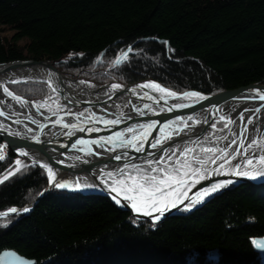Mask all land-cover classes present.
Listing matches in <instances>:
<instances>
[{"label":"trees","instance_id":"trees-1","mask_svg":"<svg viewBox=\"0 0 264 264\" xmlns=\"http://www.w3.org/2000/svg\"><path fill=\"white\" fill-rule=\"evenodd\" d=\"M0 26L13 32L0 33V62L60 59L70 76L150 78L178 92L264 84V0H0ZM8 87L28 100L59 98L44 82ZM4 147L0 213L32 203L49 183L31 162L5 180L17 156ZM133 220L104 196L53 189L29 212L0 218V252L37 264H262L252 242L264 236V185L229 184L157 225Z\"/></svg>","mask_w":264,"mask_h":264},{"label":"water","instance_id":"water-1","mask_svg":"<svg viewBox=\"0 0 264 264\" xmlns=\"http://www.w3.org/2000/svg\"><path fill=\"white\" fill-rule=\"evenodd\" d=\"M158 40L157 38H143L141 40ZM135 43L129 45L119 56H123L124 52L129 49V47H133ZM58 60H33V59H21V60H12L8 62H0V72L5 73L7 71H13V69H25L29 70V74L25 77L19 78L16 81H39L44 82L48 85L49 79L53 86L58 88V92H55L60 98V104L64 110L56 113L55 119H48L38 123V127L36 130H24L11 128V127H3L6 130L0 131V140L4 142L8 149L12 151L18 157L29 158L27 155H22L24 151L31 150L34 153H37L42 156L43 162H38L36 160L31 159V162H35L39 165H44L45 167H51L54 171L59 172L64 175V178L71 179L74 181L75 185L73 189H75L77 182L80 177L86 175L94 184V187L97 188L95 191L89 190H72L76 192H80L82 194H96L101 195L109 199V201L116 206L117 208L127 211L130 213L131 217L140 221H148L150 222L153 217H145L142 213H135L131 207L122 208L121 206L116 205V203L111 199V196L105 192L104 184L102 183L103 173L113 172L117 169L122 168L124 165H147L145 163L148 159H153L151 156H147L146 153L152 152L156 154V157L163 155L164 153L158 149H152L149 147L148 143L144 144L145 151L137 152L131 147H115V150H109L113 148V145L104 144V147H99L96 144L91 143L93 138H89L82 131L78 132L73 128H65L63 124H69L65 122L63 119L66 117H84L87 116L89 119L94 118L97 115V111H106L104 113H110L107 110H114V115L123 114L120 116V123L116 125H112L108 130L105 131L104 138L114 136V134L122 127H127L129 129L131 125L138 124H147L149 122H159L156 125L155 129L151 130V135L148 137V141L151 142L153 137H159L161 135L167 136L169 131L172 132L170 138H167L164 143H162L161 147L164 149H171L177 144H190L195 145L200 142L206 135V132L213 128L214 121L216 119H220L221 116L225 114L226 111L229 110V107L238 101H247L252 99V92L249 90H261V94H264V84L262 83H249L244 86H239L233 89H220L215 90L213 92L205 93L198 90L188 89L182 92L175 91L170 89L160 82L154 79H142L130 82L128 84L121 83L117 80L108 81L102 84H98L92 80L86 79L84 77L79 76H70L65 74L61 69L56 66ZM115 61V60H114ZM30 70H34L36 72H31ZM15 80V79H14ZM13 80H4L5 86L8 87V84ZM89 82L96 85L99 89L107 87L110 84H118L120 88L114 90V92L98 95L96 98H87L81 90L75 88V85L79 82ZM147 82H151L154 84H159L161 87L165 88L169 92H175L177 94L176 99L183 98L184 93L195 92L198 93V97H192L187 101H177L174 98L169 97L167 103L164 101H160L156 103L154 99H149L144 96H138L136 93L138 92H148L152 97H159L156 93L149 89H144L138 87L139 85L146 84ZM51 88V87H50ZM8 89L16 96L15 92H13L9 87ZM52 89V88H51ZM135 89V92L131 91ZM98 91V90H97ZM23 101H32L28 100L22 96ZM127 98L125 103H122L120 99ZM200 97H204L200 99ZM118 100V101H117ZM176 100V101H174ZM258 100L260 104H264V101ZM148 104L154 106L161 110L162 108L165 111L161 112H153L151 113L148 109L144 108V105ZM172 105H187V107L183 108H174L172 111H167V109ZM109 107V108H108ZM107 109V110H105ZM257 109V107H255ZM137 110L144 111V115H140ZM83 113V115H80ZM191 116L192 120H188L187 118ZM198 118H202L200 122V126L194 129V126L197 124ZM57 119H61V124H56L55 121ZM176 121H184L185 127H192L193 130H188L182 132L178 126H173L172 123ZM192 122L189 124V122ZM101 126L104 125L102 123H97ZM70 125V124H69ZM164 125H170L165 129L163 134L158 133L157 129ZM187 125V126H186ZM63 127L66 130L62 133H58L54 135L51 131L52 128ZM78 126V125H77ZM79 127V126H78ZM77 127V129H78ZM90 128V126H89ZM190 128V129H192ZM91 129V128H90ZM73 132V135L69 136V132ZM76 130V131H75ZM91 132V131H89ZM53 134V135H52ZM133 134V133H129ZM131 136H125V138L130 139ZM237 138V137H236ZM85 141L86 144H77V141ZM76 145L73 147V145ZM124 153H127V156H124ZM120 155L121 159H114L115 156ZM178 157V156H177ZM176 157V158H177ZM103 170V171H102ZM236 178V177H235ZM231 176L226 177H215L208 178L200 181L199 183H195L188 193V197H192L194 194L198 193L204 187L214 184L217 182H222L226 180H234L235 183L233 185H241V184H251V185H263L264 183H257L256 181H252L246 178H237L235 179ZM80 182V181H79ZM53 190L52 188H48V186L42 191V193L34 200L32 203L17 209L18 213H22V209L28 207L31 209L44 195L45 193ZM70 191V190H66ZM115 195V193H112ZM122 203H127L123 201L121 197ZM189 201L185 199L184 202L177 205L181 207L185 202ZM9 214L11 213L9 210L4 211ZM3 213V212H2ZM178 213L177 208H171V210H166L164 212V216L155 222V225L159 224L166 218L173 216ZM159 215V213H153V216ZM1 218V217H0ZM262 241L263 237H255L253 241ZM253 248L255 251L259 252L261 255V262L264 264V251H261L256 248L253 244ZM216 255V253H214ZM0 264H37L34 259L27 258L13 249H4L0 252Z\"/></svg>","mask_w":264,"mask_h":264},{"label":"snow or ice","instance_id":"snow-or-ice-1","mask_svg":"<svg viewBox=\"0 0 264 264\" xmlns=\"http://www.w3.org/2000/svg\"><path fill=\"white\" fill-rule=\"evenodd\" d=\"M154 39V38H153ZM162 43L167 44V41H163ZM132 49L129 47L127 51L124 52L123 56H117L114 61V67H119L125 61L128 60V53L131 52ZM174 51V50H173ZM83 55V54H80ZM20 81L13 80L11 83H19ZM83 83V81L81 82ZM48 86L52 88L53 92H58V88L52 85L50 79L48 82ZM2 87V91L11 99L17 101L18 103L24 104L25 101L22 100L21 97L14 95L6 86ZM120 85L113 84L112 89H118ZM138 87L144 89H151L154 92H159L161 94L166 93V95H160L159 97H152L149 95L148 92H144L143 96L149 99H154L156 103L160 101H164L167 103L169 97L171 98H178L175 92H168L165 88L161 87L159 84H152L147 83L143 85H139ZM131 91L135 92V89ZM252 92V99H259L260 101H264V94H261V90H249ZM199 94L195 92L191 93H184L183 98H190V97H198ZM204 97H200L203 99ZM38 108H45L47 107L46 104L42 103L36 105ZM187 107V105H172L170 106L167 111H172L174 108H183ZM264 107V105H261ZM145 109L151 111V105L145 104ZM140 115H144V111L137 110ZM161 112L165 111V109H161ZM248 111V109H245ZM260 108L255 109V112H259ZM4 112L0 111V116H3ZM55 115V112L53 113ZM80 115H83L81 113ZM123 115V114H121ZM241 120L244 119L243 112L240 114ZM188 120H192V117L189 116ZM220 119L223 121L225 117L221 116ZM36 121H33L35 123ZM96 122H102L105 126L109 125H116L120 123V120H97ZM56 124H61V119H57L55 121ZM159 122H149L147 124H141L137 128L130 127L127 129L128 132L133 133L130 139L125 138L124 134L115 133L114 136H110L107 138L101 137L99 140H94L91 143L96 144L99 147H104V144L113 145L112 149L115 150V147H131L137 152H144V144L148 143L149 147L152 149H158L162 151L164 154L156 157L155 153L148 152L146 153L147 156L153 157V159H148L145 161L147 164V168H142L137 165H124L122 168L117 169L113 172H106L103 173L102 183L104 184V191L107 192L111 199L116 203V205L121 206L122 208L131 207V209L135 213H142L145 217H153L150 223L155 225L156 221H159L163 216L166 210H171V208H177L178 211H185L191 210V208L199 203L203 202V198L205 196H210L211 194L218 192L221 188L227 186L228 184L235 183L234 180H226L222 182H217L209 187L203 189L202 191L194 194L192 197H188L187 192L190 190L191 186H194L195 183H199L200 179L210 178L211 175H227V171H222L224 169L225 163L230 164L231 159H236V156L243 157L241 161H238L235 165H231L229 171L233 174L243 175L245 177H249L256 181L257 183H264V155H259L260 152L264 151V139L261 141H257L256 139L251 140L247 146H245L244 140H241L239 146L234 150L233 156L229 160H225L224 163L220 164L217 169L214 171H209L206 167H204L209 160L212 163H215L218 159H223L224 157L228 156L227 150H223L220 156L213 155L208 157V159H204L202 157H193L192 161L189 160H181L177 157L173 160V157L176 156V151L171 149H164L161 147L162 143L165 142L167 138H170L172 132L169 131L167 136H159L153 137L152 141H148V137L151 135V130L156 128V125ZM175 123V121L173 122ZM229 123H233V121L229 120L228 123L224 125L225 128L228 127ZM248 124L252 123V119L249 117ZM187 126V125H186ZM65 128H73L76 129L78 126L76 124H63ZM170 127V125H164L157 129L158 133L163 134L165 129ZM215 127V124H213ZM6 130L2 126H0V131ZM101 129H84L80 128V131H100ZM31 131V129H29ZM247 126H245L244 133H247ZM69 136L73 135L72 132L68 133ZM246 138V135H245ZM225 139H227L225 137ZM85 141H77V144H86ZM237 141L233 139L229 147L232 144H236ZM76 145L74 144L73 147ZM243 149V152H241ZM251 150V154H250ZM193 151L192 149H184L181 151V156L186 155L188 152ZM205 152L216 153L215 148L210 149H203ZM22 155H27V153H21ZM124 156H127V153H124ZM257 156L258 158L255 160L253 157ZM5 157L3 154H0V161L4 160ZM116 160H120L121 156L117 155L114 157ZM35 163V162H34ZM15 164L22 167H27V165H21V161L17 159ZM156 165V166H154ZM162 165V166H161ZM258 165V167H257ZM251 166L250 170H245V168ZM40 167H45L44 165H40ZM237 169H240L239 172H236ZM16 172L20 171V167H17ZM103 171V170H102ZM255 172V175L251 173ZM14 173H9L12 175ZM47 176L49 180V185L52 189H62V190H82V188H92L93 185L84 184L81 185L80 182H77L75 189H73L72 185L56 180V172L51 168H47ZM190 177H199L196 179L194 183L190 186L189 185V178ZM4 179H8V176H5ZM3 181H0L2 183ZM183 190V191H181ZM115 193V195H112ZM121 197L123 201L127 203H122ZM197 197L200 199L197 200ZM183 199H188L189 203L184 205L183 208L178 207V203H182ZM11 213H17L18 210L16 208H11L9 210ZM30 209L25 207L22 209V213L29 212ZM159 213V215L153 216V213ZM8 212L0 213V217H7ZM134 223L137 222V219L133 220ZM0 227H7L6 223H0ZM257 249L264 251V240L262 241H253L252 242ZM218 257L215 255H209L207 259L215 260ZM189 260H194L195 255L188 258Z\"/></svg>","mask_w":264,"mask_h":264},{"label":"bare ground","instance_id":"bare-ground-1","mask_svg":"<svg viewBox=\"0 0 264 264\" xmlns=\"http://www.w3.org/2000/svg\"><path fill=\"white\" fill-rule=\"evenodd\" d=\"M122 53V52H121ZM31 72H36L34 70H30ZM29 70H25V69H13V71H7L5 73H1L0 72V86H5V82L4 80H17L19 78L25 77L29 74ZM26 82V81H23ZM21 83V82H19ZM147 83H151V82H147ZM146 83V84H147ZM154 84V83H152ZM112 85L110 84L107 87L104 88H98L96 85L89 83V82H84V83H77V85H75V88L78 90H81L84 95L87 98H96V96L98 95H105L111 92H114V90L117 89H112ZM120 88V87H119ZM118 88V89H119ZM98 90V91H97ZM151 90V89H149ZM13 91V90H12ZM152 91V90H151ZM154 92V91H153ZM169 92V91H168ZM157 95H166V93L161 94L159 92H154ZM138 96H143V93L140 91L138 93H136ZM18 95V94H17ZM21 96V95H19ZM23 97V96H22ZM190 98H179L176 99L177 101H187ZM126 97L123 99H120L122 103L126 102ZM174 100V101H176ZM118 101V100H117ZM26 103L21 104L18 103L17 101L11 99L10 97H8L6 94L3 93L2 91V87H0V111L4 112L3 116H0V126L3 127H11V128H16V129H21L22 131L26 130V129H31V130H36L38 127V123L44 121V120H48V119H55L56 114L53 115L51 113H48L47 111H43L40 108H38L36 105V102H32V101H25ZM261 105L264 104H260V102L258 100H247V101H238V102H234L230 107L229 110L225 112V114L223 115V117H225L224 120L226 121H233V123H229L227 128H223L220 130L215 129L214 127L209 129L206 132L205 137L198 142L195 145H190V144H177L175 145L172 150L176 151V156L173 157V160L176 159V157L178 156L179 158H183L181 160H185L188 158H193V157H202L204 159H208V157H211L213 155L216 156H220L221 152L220 149L227 147L228 149V158L227 160H229L233 154H234V150L239 146V143L241 140H244L245 146H247V144L253 140L256 139L257 141H261L262 139H264V107H261ZM255 107L260 108V111L257 113L255 112ZM109 108V107H108ZM245 109H248V111H245ZM107 110V109H105ZM114 110H117V108H115ZM112 109L107 110L108 113H104L102 111H97V115L92 118L89 119L87 116L84 117H66L63 120L67 123L71 124H76L78 125V129L76 128V130L78 132H80V128H84V129H101L100 131H82L84 133V135L87 134V136L90 138H93V140H99L101 137L104 136L105 131L108 130L112 125L109 126H105V125H100L97 123H102V122H96L97 120H117L120 119L121 114H117L114 115L113 112H115ZM160 110L154 106H151V113L153 112H159ZM243 112L244 114V119L241 120L240 118V114ZM249 117L252 119V123L248 124L247 121L249 119ZM202 118H198L197 124L194 126V129L198 128L200 126V122H201ZM33 121H36L35 123H33ZM103 124V123H102ZM139 125L141 124H134L131 125L132 128H137ZM173 126H178V128L184 132V131H188V130H193L192 127H185L184 126V121H176L175 123H172ZM90 126V128H89ZM245 126H247V133L246 138L245 135H242V133H244V129ZM192 128V129H190ZM53 129V128H52ZM66 129L65 128H59L57 130H53L51 131L54 135L58 134V133H62L64 132ZM75 130V131H76ZM252 131V132H251ZM71 132L73 133L74 131L71 130ZM123 133L124 136H131L133 134H129L130 132L127 131V127H122L120 128L116 133ZM86 133V134H85ZM52 134V135H53ZM225 137L227 139H225ZM237 137V138H236ZM235 139L237 141L236 144H232L231 147H229V145L231 144V141ZM215 147L216 148V153H210V152H205L203 151V149H205L206 147ZM184 149H192L193 151L188 152L184 157L181 156V151H183ZM219 149V150H218ZM241 152H243V149H241ZM24 153H27V156L29 157V159H33L36 160L38 162H43V158L41 155L32 152L31 150L29 151H24ZM250 154H251V150H250ZM259 155H264V151L260 152ZM257 157V156H254ZM18 158V156H17ZM20 158V157H19ZM226 157H224L223 159H225ZM258 158V157H257ZM223 159H218L215 161V163H212L210 160L209 162L204 166L206 167L209 171H214L215 169H217L219 167L220 164L223 163ZM241 159H244L243 157L240 156H236V159H231L230 164L225 163L224 169L222 171H227L228 174L227 175H211L210 178H215V177H236L237 178H246L249 180L254 181L253 179L249 178V177H245L243 175H237V174H233L231 171H229L231 165H235L238 161H241ZM156 166V165H154ZM162 166V165H161ZM142 168H147V165H142L140 166ZM258 167V165H257ZM47 169V167H45ZM251 166L245 168V170H250ZM240 169H237L236 172H239ZM56 172V171H55ZM252 175H255V172L251 173ZM196 179H199V177H190L189 178V185L191 186L194 181ZM208 178H204V179H200V181L205 180ZM56 180L59 181H63V182H67L69 184L72 185V187L75 185L74 181H72L71 179H67L64 178V175L56 172ZM81 185L84 184H89V185H93V181H91L86 175L80 177L79 179ZM78 181V182H79ZM215 184V183H214ZM213 185V184H210ZM210 185L206 186L205 188L209 187ZM48 188H51L49 183H48ZM83 190H89V191H95L97 188L92 187V188H82ZM192 189V186L190 187V190ZM190 190H188V193H190ZM72 191V190H71ZM183 191V190H181ZM189 196V195H188ZM185 201V199H183V202ZM188 202V201H187ZM185 202L184 205L187 203ZM181 203H178V205ZM17 214V213H16Z\"/></svg>","mask_w":264,"mask_h":264},{"label":"rangeland","instance_id":"rangeland-1","mask_svg":"<svg viewBox=\"0 0 264 264\" xmlns=\"http://www.w3.org/2000/svg\"><path fill=\"white\" fill-rule=\"evenodd\" d=\"M2 29V27L0 26V33L2 34V35H5V36H11L12 35V31H9V30H1ZM97 83V82H96ZM98 84H102V83H98ZM35 101V100H34ZM36 102V104L37 105H39V104H42V103H44V104H46L47 105V107H45V108H40L41 110H43V111H47L48 113H51V114H53L54 112H55V114L56 113H58V112H61V111H63L64 109L62 108V107H60L61 106V104H60V98H58V99H55V100H49V101H35ZM216 120H221V119H216ZM215 120V121H216ZM214 121V122H215ZM222 121V120H221ZM190 123H192L191 121L189 122V124ZM226 123H228V121H226V120H223V125L221 126V127H218L217 125H215V129H217V130H220V129H223V128H225L224 127V125L226 124ZM215 124V123H214ZM59 128H63V127H58V128H54L55 130H57V129H59ZM54 129H52V130H54ZM26 130H28V129H26ZM252 132V131H251ZM3 143V142H2ZM3 144H5V143H3ZM210 148H215V147H206L205 149H210ZM216 149V148H215ZM226 149H228L227 147H224V148H222V149H220V151H218V152H221V154H222V151L223 150H226ZM219 150V149H218ZM0 153H4L5 154V147L2 145V147H1V149H0ZM185 156V155H184ZM183 156V157H184ZM181 158V157H180ZM227 158L228 157H226L225 159H223V163H224V161L225 160H227ZM17 159H19L20 161H21V165H26L27 163H30L31 162V160L29 159V158H25V157H18V158H16L15 159V161L17 160ZM181 159H183V158H181ZM253 159H254V162H255V160L257 159V157H253ZM185 160H189V161H192L193 160V158H188V159H185ZM242 160V159H241ZM15 161H14V165H15V167H14V169L12 170V171H10L9 173H13L15 170H16V168L17 167H21V166H18V165H16L15 164ZM31 163H34V162H31ZM37 164V163H36ZM9 173L6 175V176H8L9 175ZM1 180V179H0ZM264 185V184H263ZM260 186V185H259ZM203 189H205V187L203 188ZM202 189V190H203ZM202 190H200V191H202ZM52 191V190H51ZM199 191V192H200ZM214 194V193H213ZM212 195V194H211ZM210 195V196H211ZM210 196H205L204 198H203V201L206 199V198H208V197H210ZM200 198L199 197H197V200H199ZM189 203V201L185 204V205H187ZM199 203H201V202H199ZM199 203H197V204H199ZM196 205V204H195ZM184 207V205L183 206H181L180 208H183Z\"/></svg>","mask_w":264,"mask_h":264},{"label":"built area","instance_id":"built-area-1","mask_svg":"<svg viewBox=\"0 0 264 264\" xmlns=\"http://www.w3.org/2000/svg\"><path fill=\"white\" fill-rule=\"evenodd\" d=\"M0 154H4V153H0Z\"/></svg>","mask_w":264,"mask_h":264}]
</instances>
